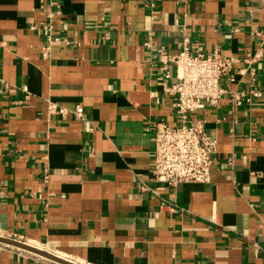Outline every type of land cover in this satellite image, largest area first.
Wrapping results in <instances>:
<instances>
[{"label": "crops", "instance_id": "0c3cea01", "mask_svg": "<svg viewBox=\"0 0 264 264\" xmlns=\"http://www.w3.org/2000/svg\"><path fill=\"white\" fill-rule=\"evenodd\" d=\"M183 34L234 58L225 86L264 90V0H0L1 235L80 264H264V96L194 113L208 182L151 173L153 125L177 119L157 55ZM0 264L60 263L0 242Z\"/></svg>", "mask_w": 264, "mask_h": 264}, {"label": "built area", "instance_id": "2783aa9c", "mask_svg": "<svg viewBox=\"0 0 264 264\" xmlns=\"http://www.w3.org/2000/svg\"><path fill=\"white\" fill-rule=\"evenodd\" d=\"M46 40L42 45L46 54L54 40L51 25L46 24ZM258 34V32H256ZM66 42L68 40L63 38ZM149 41L146 42V45ZM261 50L247 51L244 61L248 65V72L254 75L251 64L261 57ZM158 59L162 63L172 62L175 68L173 82L168 89L172 96V106L176 114V121L168 123L158 120L153 125V147L151 173L158 181L168 186H175L179 182H208L210 168L217 149L215 138L206 131V119L196 116L199 110L207 107H217L224 96H227L233 108L243 102L250 103L256 98L264 96V90L257 87L247 89H230L222 83L234 82L232 57H227L217 50L203 52L190 47V39L183 34L180 49L175 53L161 50ZM50 112L63 114L68 110L49 102ZM73 113L84 117L82 105H77Z\"/></svg>", "mask_w": 264, "mask_h": 264}, {"label": "water", "instance_id": "95a60500", "mask_svg": "<svg viewBox=\"0 0 264 264\" xmlns=\"http://www.w3.org/2000/svg\"><path fill=\"white\" fill-rule=\"evenodd\" d=\"M0 242L7 244V245H12V246H16L18 248L24 249V250H28L30 252H33L35 254H38L40 256L46 257L48 259H51L53 261H56L60 264H80L77 263L69 258H65L62 256H59L58 254L51 252L47 249H44L42 247L33 245L31 243H28L26 241L14 238V237H10V236H4L0 234Z\"/></svg>", "mask_w": 264, "mask_h": 264}, {"label": "rangeland", "instance_id": "374dc122", "mask_svg": "<svg viewBox=\"0 0 264 264\" xmlns=\"http://www.w3.org/2000/svg\"><path fill=\"white\" fill-rule=\"evenodd\" d=\"M31 244H33V243H31ZM34 245V244H33ZM71 257V256H70ZM74 257H72L71 259H73ZM75 259V258H74ZM85 263V262H84ZM85 264H87V263H85Z\"/></svg>", "mask_w": 264, "mask_h": 264}]
</instances>
